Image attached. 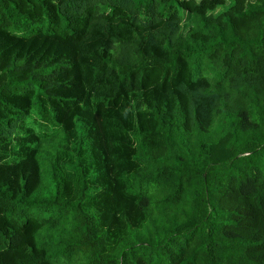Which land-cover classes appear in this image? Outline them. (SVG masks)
<instances>
[{"label": "trees", "instance_id": "1", "mask_svg": "<svg viewBox=\"0 0 264 264\" xmlns=\"http://www.w3.org/2000/svg\"><path fill=\"white\" fill-rule=\"evenodd\" d=\"M0 264H264V0H0Z\"/></svg>", "mask_w": 264, "mask_h": 264}, {"label": "rangeland", "instance_id": "2", "mask_svg": "<svg viewBox=\"0 0 264 264\" xmlns=\"http://www.w3.org/2000/svg\"><path fill=\"white\" fill-rule=\"evenodd\" d=\"M226 7H222V8H220L216 13H219V12H221L222 10H224ZM191 27V22H190V20H189V18L187 17V15H186V21H185V23H184V32H187L188 31V29Z\"/></svg>", "mask_w": 264, "mask_h": 264}]
</instances>
